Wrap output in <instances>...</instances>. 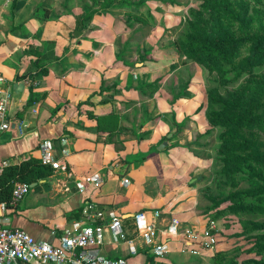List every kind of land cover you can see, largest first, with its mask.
Returning <instances> with one entry per match:
<instances>
[{"label": "crops", "instance_id": "obj_1", "mask_svg": "<svg viewBox=\"0 0 264 264\" xmlns=\"http://www.w3.org/2000/svg\"><path fill=\"white\" fill-rule=\"evenodd\" d=\"M65 2L0 0V76L12 95L8 113L15 124L0 138V166L41 159L40 147L48 143L62 166L15 206H0V225L52 245L101 225L97 252L105 259L211 264L214 249L201 250L200 240L187 238L194 233L204 239L209 223L210 212L193 187L189 150L204 122L195 114L203 99L191 92L173 101L166 83L178 60L155 54L143 38L127 36L121 17L106 13L87 23L80 9ZM136 152L149 155L126 163ZM92 176L102 183H85L84 193H78V184ZM138 214H144L143 224L154 226L153 241L166 245L163 257L153 255L136 234ZM112 218L134 239L136 255L108 228ZM185 247L199 254L183 252Z\"/></svg>", "mask_w": 264, "mask_h": 264}, {"label": "rangeland", "instance_id": "obj_2", "mask_svg": "<svg viewBox=\"0 0 264 264\" xmlns=\"http://www.w3.org/2000/svg\"><path fill=\"white\" fill-rule=\"evenodd\" d=\"M140 1L66 0L65 5L67 8L72 6L80 9L81 20L87 23L88 20L101 17L103 12L119 16L124 22L127 36L143 38L144 43L153 44L151 48L155 54L162 51L178 60L174 65L177 71L166 83L171 98L175 101L180 90L188 84L184 95L182 94L178 99L185 97L186 94L190 95L191 92L194 97L203 99L201 112L198 111L195 114H200L202 116L200 120L204 122L199 129H196L197 143L189 150L190 160L193 162L190 163L193 167L191 178H195L193 187L201 195L203 209L210 212L209 223L214 221V230L209 229L208 223L204 238L214 234L216 244L213 255L222 254L227 259H237L238 262L258 259L252 251L258 232L248 233L251 222L254 221L253 215L234 213L229 209L230 204L224 202V198L230 191L246 188L247 184L239 180L241 173L236 174L234 180L221 173L224 163L223 157L219 154V148L220 134L224 129L213 128L210 125L208 127L207 124L209 110L207 90L219 88L222 91L223 86L220 84L222 81L216 72H210L204 66L185 57L174 46V41L187 26L193 11L200 14L206 34L215 32L217 26L222 31L236 34L241 33L244 28L251 32L264 30V0H149L144 5L140 4ZM218 19L220 21L216 22ZM231 76L229 75V78ZM252 76L263 77L264 64L256 67L253 74L244 73L227 89L240 90L246 80ZM249 93V87H246L243 91L244 98H247ZM185 123L188 121L186 120ZM215 203L220 205L216 207ZM255 221L264 222V216L258 217Z\"/></svg>", "mask_w": 264, "mask_h": 264}, {"label": "trees", "instance_id": "obj_3", "mask_svg": "<svg viewBox=\"0 0 264 264\" xmlns=\"http://www.w3.org/2000/svg\"><path fill=\"white\" fill-rule=\"evenodd\" d=\"M149 0H141L144 5ZM106 14V12H103ZM187 26L176 37L174 46L196 64L210 72H216L221 79L223 90H207L209 110L207 120L210 127L223 128L220 134L219 154L223 157L222 174L234 180L246 182V188L230 191L224 202L237 214L253 215L248 233L258 232L252 251L258 258L243 260L227 259L222 254H214L211 264H264V222L255 221L264 216V76H252L240 90H229L244 73L253 74L256 67L264 64V30L251 32L244 28L241 33L222 31L219 26L212 34H206L200 14L192 12ZM218 19L216 22H219ZM45 74V70L39 72ZM229 75H232L229 78ZM186 84L179 93L187 89ZM249 87L250 93L244 98L243 91ZM178 96V97H179ZM32 98L28 105H32ZM178 127L183 122L176 123ZM59 142L57 140L56 145ZM149 152H136L126 163L143 161ZM53 169L41 159L28 157L15 164L1 167L0 204L9 206L12 190L16 183L32 185L48 178ZM238 185V184H235ZM221 203V202H220ZM215 203L214 206H219Z\"/></svg>", "mask_w": 264, "mask_h": 264}, {"label": "built area", "instance_id": "obj_4", "mask_svg": "<svg viewBox=\"0 0 264 264\" xmlns=\"http://www.w3.org/2000/svg\"><path fill=\"white\" fill-rule=\"evenodd\" d=\"M4 79L0 76V138L3 134L12 130V118L10 117L9 103L11 93L2 87ZM12 123V124H11ZM21 123L18 125L20 133ZM15 125V124H13ZM64 144L65 140H61ZM47 145V146H46ZM40 147L41 160L51 166L53 170H58L62 166L59 160L54 159L49 151L51 144L48 143ZM66 155V150H63ZM8 163L3 162L0 166H6ZM85 183L93 184L98 187L102 180L96 177H87L83 183L78 184V193L83 194L85 191ZM124 184H128L127 179L123 180ZM30 185L26 183H16L12 190L9 205L15 206L29 192ZM1 208L5 207L0 204ZM97 216H101L97 213ZM144 214L136 215V224L134 230L142 241L151 247V253L156 257H163L167 254L168 249L165 244H157L153 241L154 226L143 224ZM178 222L173 220L172 228L176 230ZM108 228L113 232L116 239L128 243L130 245V254L136 255L137 251L133 246L134 239L129 238L123 227L122 221L119 218H112L108 223ZM214 221L209 223V229L214 230ZM187 238L192 241L200 240L199 247L201 250L209 251L214 249L216 238L214 234L207 238L200 239L194 233H187ZM103 243V227L95 225L85 227L78 231L75 235L64 237L58 245H52L45 242L36 241L25 231L18 228H6L0 225V264H131L124 259L109 260L99 255L97 249ZM183 252H188L192 255H198L199 251L183 248Z\"/></svg>", "mask_w": 264, "mask_h": 264}, {"label": "water", "instance_id": "obj_5", "mask_svg": "<svg viewBox=\"0 0 264 264\" xmlns=\"http://www.w3.org/2000/svg\"><path fill=\"white\" fill-rule=\"evenodd\" d=\"M163 148H164V145L162 144V145H160V146L158 147V150H162ZM0 173H1V170H0ZM35 185H36V183L30 185V188L34 187Z\"/></svg>", "mask_w": 264, "mask_h": 264}]
</instances>
